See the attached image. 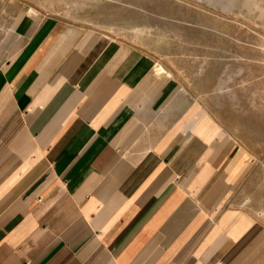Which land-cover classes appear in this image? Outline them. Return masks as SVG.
<instances>
[{"label":"crops","instance_id":"1","mask_svg":"<svg viewBox=\"0 0 264 264\" xmlns=\"http://www.w3.org/2000/svg\"><path fill=\"white\" fill-rule=\"evenodd\" d=\"M38 16L0 52V264H260L238 144L171 121L174 77L138 50Z\"/></svg>","mask_w":264,"mask_h":264},{"label":"rangeland","instance_id":"2","mask_svg":"<svg viewBox=\"0 0 264 264\" xmlns=\"http://www.w3.org/2000/svg\"><path fill=\"white\" fill-rule=\"evenodd\" d=\"M28 12L136 49L174 77L171 121L210 123L240 147L229 209L256 222L264 252V0H0V52L24 43Z\"/></svg>","mask_w":264,"mask_h":264},{"label":"bare ground","instance_id":"3","mask_svg":"<svg viewBox=\"0 0 264 264\" xmlns=\"http://www.w3.org/2000/svg\"><path fill=\"white\" fill-rule=\"evenodd\" d=\"M246 3V2H245ZM246 4H248V3H246ZM245 4V5H246ZM256 5V4H255ZM158 72L160 73V74H164V73H166L167 75H169V73L163 68V67H158ZM171 75V74H170ZM170 75H169V77H170ZM166 76V75H165ZM172 77V76H171Z\"/></svg>","mask_w":264,"mask_h":264}]
</instances>
